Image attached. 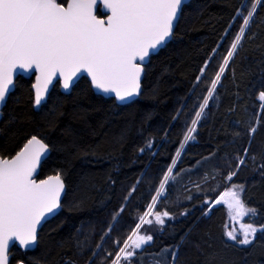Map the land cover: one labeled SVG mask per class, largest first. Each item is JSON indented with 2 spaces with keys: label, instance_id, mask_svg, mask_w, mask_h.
I'll use <instances>...</instances> for the list:
<instances>
[{
  "label": "trees",
  "instance_id": "1",
  "mask_svg": "<svg viewBox=\"0 0 264 264\" xmlns=\"http://www.w3.org/2000/svg\"><path fill=\"white\" fill-rule=\"evenodd\" d=\"M243 1L185 3L171 39L145 65L141 93L128 103L95 93L83 75L70 92L57 81L37 106L33 76L16 78L2 109L0 156L39 137L50 153L37 177L59 174L66 192L34 248L11 246V264H112L170 167L154 209L169 216L163 225H142L139 233L153 239L132 264H264V232L250 245L228 239L226 204L215 203L230 185H242L241 199L256 210L245 222L264 225V0Z\"/></svg>",
  "mask_w": 264,
  "mask_h": 264
},
{
  "label": "snow or ice",
  "instance_id": "2",
  "mask_svg": "<svg viewBox=\"0 0 264 264\" xmlns=\"http://www.w3.org/2000/svg\"><path fill=\"white\" fill-rule=\"evenodd\" d=\"M182 4L183 0H0V104L6 101L18 70H34L37 74L33 85L37 106L44 100L54 79L62 80V87L68 90L74 78L83 73H87L96 89L114 93L119 101L138 95L142 62L172 36ZM255 7L253 4L249 17ZM248 23V19H244V25ZM243 33L241 28L228 52L229 58ZM224 63L227 65L228 60ZM223 72L224 66H221L211 82L208 97L195 113L197 119L193 120V125L203 113ZM260 100L264 101V92ZM192 138L185 136V140ZM147 146L151 147V143ZM47 151L48 145L33 135L14 157L0 158V264H8L13 241L22 248L34 245L38 226L61 208L64 190L61 176L57 174L39 182L33 179ZM171 173L170 167L156 196L152 197L150 211L140 217L141 223L136 224L112 264H121V260L132 264L138 250H146L143 246L153 237L139 233L143 224H164L163 218L169 216L167 211H155L154 221L146 220L145 216L153 214ZM233 175L235 173L229 174L227 179L231 180ZM242 192V185H233L215 203H225L230 212L234 211V220L237 217L243 220L250 213L254 215L256 210L244 203ZM257 232H264V225L241 223V238L238 239L235 228L226 236L237 244L250 245ZM172 255L175 259L176 253Z\"/></svg>",
  "mask_w": 264,
  "mask_h": 264
},
{
  "label": "water",
  "instance_id": "3",
  "mask_svg": "<svg viewBox=\"0 0 264 264\" xmlns=\"http://www.w3.org/2000/svg\"><path fill=\"white\" fill-rule=\"evenodd\" d=\"M188 1H189V0H183V4H182V6H181V10H182L183 5H184L185 3H187ZM65 6H66V5H65ZM101 12H103L102 7H101ZM180 13H181V11H180ZM180 13L178 14V17L180 16ZM97 14H98V13H97ZM178 19H179V18H178ZM178 19L175 21V25H174V28H173V32H174V30H175V27H176V24H177V22H178ZM172 35H173V34H172ZM171 37H172V36H171ZM171 37L165 42V44L171 39ZM165 44H163L162 46L158 47V48H157L155 51H153L151 54L156 53V52H157L161 47H163ZM151 54H150V55H151ZM149 58H150V56L147 57V58L145 59L144 62H142L143 72L141 73V77H140V89H139V94L141 93V88H142V87H141V82H142V79H143V76H144L145 65L147 64ZM19 75H23V76H25V77H31V76H33L32 89H33L34 97H35V89L33 88V85L36 83V75H37V74L34 73V70H33L32 72H24V71H19V70H18V71L14 74V83H13V86L11 87V90H10L9 94L13 91V89H14V87H15V80H16V78H17ZM83 75L87 76V73L78 74V77H77V78H74V82L71 84V86H70V88H69L68 90H65V89L62 87V80L54 79L53 83H52L51 85H49V91L46 93L45 98H44L43 101H45V100L48 98V95H49V93H50L52 87L54 86V84H55L57 81L59 82L60 90H61L62 92H70L71 89H72V87H73L74 84L76 83V81H77L81 76H83ZM87 77H88V76H87ZM88 79L90 80V83H91V78L88 77ZM91 87H92V89L94 90L95 93L102 94V95H104V96H112V97L115 98V100H116L118 103H128V102L134 100L135 98H137V97L139 96V94H138V95H136V96H133V97L129 98V99L126 100V101H119V100L116 99L114 93H104V92H102V91L96 89L92 84H91ZM9 94H8V96H9ZM8 96H7V98H8ZM7 98H6V101H7ZM6 101H5L3 104H0V119H1V116H2V109H3V107H4L5 103H6ZM43 101H42V102H43ZM36 137H37V136H36ZM30 138H31V137H30ZM30 138H29V139H30ZM37 138L40 139L39 137H37ZM29 139H27V140L23 143V145H22V146H21V147L15 152V153H13L12 155H10V156H4V157H1V156H0V158L10 159V158L14 157V156L16 155V153L19 152V151L24 147V145L27 143V141H28ZM41 140H42V139H41ZM42 141H43V140H42ZM43 143H45V142L43 141ZM45 144H46V143H45ZM46 145H47V144H46ZM49 153H50V148H49V146H48V151H47L46 154L42 157V159H41V164H42V162L46 159V157L49 155ZM41 164L38 166L37 171L33 174V179H35L37 182H39V181H41V180H46V179H48L50 176H56V175H57V174H49V175H47V176H45V177H43V178H38L37 175H38V173H39V171H40ZM61 179H62V177H61ZM62 180H63V179H62ZM63 183H64V190H63V192L61 193V201H60V202H61V207H62V199H63L64 194H65V192H66V184H65L64 180H63ZM223 193H224V192H223ZM225 199H228V198L226 197ZM60 209H61V208H60ZM60 209L57 210L56 213H55L54 215H56V214L60 211ZM54 215H50V216H48V218H47L45 221H43L42 224H41L40 226H38V229H37V236H38V232H39L40 228L42 227V225H43L47 220L51 219ZM13 244H16V245L19 246L18 242L13 241V242L11 243V245H10V248H11V246H12ZM36 244H37V241H36V243H35L34 245H32V246H30V247H27V248H28V249H32V248H34V247L36 246ZM10 248H9V252H8V264H11V263H10V258H11ZM16 264H24V263H23V262H18V263H16Z\"/></svg>",
  "mask_w": 264,
  "mask_h": 264
},
{
  "label": "rangeland",
  "instance_id": "4",
  "mask_svg": "<svg viewBox=\"0 0 264 264\" xmlns=\"http://www.w3.org/2000/svg\"><path fill=\"white\" fill-rule=\"evenodd\" d=\"M245 1H246V0L243 1V4L245 3ZM195 82H197V80H196ZM193 85H194V84H193ZM139 178H140V177H138V178L136 179V182L134 183V185H132V188L130 189L129 194L131 193V191L133 190V188H134L135 185L137 184ZM233 185H234V184H233ZM233 185H230L228 188H226V189L224 190V192H225V191H228V190H230V189H232V186H233ZM129 194H127V196L125 197V199H124L122 205L119 207V209H117V210L115 211V213L113 214V216H112L111 219L109 220V224H108V226H107V228H106V230H105V232H104V235L102 236V239L99 241L98 246L100 245V243L102 242L103 238L107 235V233L109 232V230L111 229V227H113L114 223L116 222V219H117L118 216H119V215H117V213L120 214V211L122 210L123 205L125 204V202H126L127 199L129 198ZM152 204H153V202H152ZM152 204H151V205H152ZM226 209H227V220H226L225 235H226V233H227L228 231H230V230H232L233 228H235V229L237 230V235H238V239H239V238H241V237L239 236L240 224H241V223H247V222H245L244 218H243V220H240L239 217H237V218L234 220V219L232 218V217L235 215L234 211L230 212V210L228 209L227 205H226ZM149 211H150V209H148L146 213H148ZM154 212H155V210H153V214L150 215V216L153 217V216H154ZM159 212H160V211H159ZM114 217H115V219H114ZM147 217H149V216H147ZM145 218H146V216H145ZM131 235H132V234H131ZM133 238H135V237H133ZM227 238H228V237H227ZM129 242H130L129 244H131V241H129ZM98 246H96V248L94 249V251L97 249ZM123 247H124V246H123ZM129 250H131V249H129ZM123 261H124V260H121V264H124ZM124 262H125V261H124ZM125 263H127V262H125Z\"/></svg>",
  "mask_w": 264,
  "mask_h": 264
}]
</instances>
